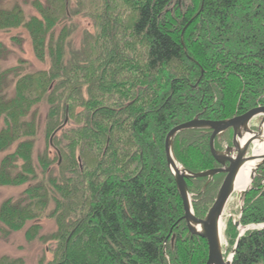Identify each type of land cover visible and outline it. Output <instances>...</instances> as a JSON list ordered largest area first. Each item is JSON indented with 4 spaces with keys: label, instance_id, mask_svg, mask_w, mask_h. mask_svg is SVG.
<instances>
[{
    "label": "trees",
    "instance_id": "obj_1",
    "mask_svg": "<svg viewBox=\"0 0 264 264\" xmlns=\"http://www.w3.org/2000/svg\"><path fill=\"white\" fill-rule=\"evenodd\" d=\"M70 1H34L28 18L18 6L0 7V31H26L35 59L48 63L26 74L21 66L0 71V87L15 78L13 96L0 94V153L13 149L0 161V187L26 186L0 207V233L54 241L52 259L38 264H206V241L182 220L164 141L198 115L222 121L264 107V0H75L97 15L102 32L73 52L66 23L80 12ZM41 107L47 147L66 114L73 125L54 138L59 166L56 153L38 157V166L33 160ZM210 135L178 134L176 161L192 173L219 168ZM258 173L264 177V165ZM223 177L204 191L207 179L185 181L197 218ZM256 186L242 227L264 224V184ZM43 219L53 221L52 233L40 235ZM234 230L229 222V245ZM0 264L23 261L1 257ZM232 264H264V229L244 233Z\"/></svg>",
    "mask_w": 264,
    "mask_h": 264
},
{
    "label": "rangeland",
    "instance_id": "obj_2",
    "mask_svg": "<svg viewBox=\"0 0 264 264\" xmlns=\"http://www.w3.org/2000/svg\"><path fill=\"white\" fill-rule=\"evenodd\" d=\"M34 1L43 2V0H3L0 7L2 9L8 10L14 6H18L24 12L26 18H28L33 15H36V11L32 7V2ZM88 1L89 0H87V2ZM101 2H103V0H101ZM116 4H118L119 7L121 4L123 9H125V7H128L122 3L120 4L116 3ZM70 8H71V12H75V11L80 12L79 16H76V17L72 16V19H70V21L66 23V26L68 29H71V30L73 29V31H69L71 32V34L66 40L67 50L69 52L70 51L73 52L82 46L81 44L85 38H88L89 41H93L94 38L98 36L97 32H102V31H99V27H98L99 22L97 21V19H95V17H97L96 14L91 15L90 13L88 14L87 10L85 11L83 8H78L75 0L70 1ZM66 11H68L67 7H66ZM122 17L123 15L121 16V18ZM101 22L102 21H100V23ZM13 38L18 39L19 44L13 41ZM0 46H1L0 71L8 69V68L21 66V70H19V74H26V73H31L35 71L45 70L48 68L47 62L41 63L37 59H35L32 48H31L30 38L28 34L26 33V31L22 29L11 30L9 32L0 31ZM14 82H15V78L13 76H9L5 80L4 84L0 87V94L3 97L10 98L13 96ZM243 91L244 89H241L239 91V96H242V94L244 93ZM39 113H40L39 129H38L37 138H36V141L33 147V153H32L34 163L36 166H38L37 164L38 157L40 156L46 157L47 155L49 158H52L54 156V153H56L58 157L56 166H59L61 162L60 154L56 152L55 147L54 149H51L49 146V143L47 147V143H46V134L44 131V118L46 114V107L44 108L41 107L39 109ZM68 121H69V118H68ZM257 123H258V120H253L251 122V127ZM66 126L68 128L73 127V125L69 122L67 123ZM222 139H225V141L229 143L230 134L226 133L222 137ZM53 142H54V139H53ZM217 143H218V147L220 148L219 150L223 149L225 142H222V140H219L217 141ZM53 146H54V143H53ZM12 150L13 149L11 148L10 150L6 152L0 153V161L3 159V157L7 153L12 152ZM59 158H60V162H59ZM80 164L81 163L79 162V165ZM50 171L56 174V170L54 168L51 167ZM258 171L256 172V175L253 178V184L251 186V189L247 193L251 192L252 190L258 189L256 186V183L259 182L260 185L264 184V177L263 175H260ZM25 187L26 186L0 187V207L7 199H13V200L18 199L22 191L25 189ZM246 198H247V194L245 196V199L242 202H240L239 196L233 195L232 198L228 201L225 207V210L223 212L221 241H222L223 249L227 251L228 255L231 254L235 246V244L229 245V239L227 238L225 234V231L227 230L229 222H231L232 225H234V229H235L234 232L237 233V237L244 228H251V227L257 226V225L252 224L247 227H242L240 225V220H241L242 211L244 208ZM211 202L208 204L207 208L210 206ZM238 223L239 225L238 227H236L235 225ZM39 224L41 227V230L39 232L40 235H46V234L52 233L55 230V225L53 221L51 220L43 219L40 221ZM24 232H25L24 230L12 232V233H9L7 236H2L3 234L0 233V258L7 257L9 259H14V260L21 259L23 261V264H38V262L42 260L43 258L45 261H50L53 256L51 252L48 251V248L51 247L50 244L56 245V243L53 241L51 243L42 244L37 239L31 242H28L24 238Z\"/></svg>",
    "mask_w": 264,
    "mask_h": 264
},
{
    "label": "water",
    "instance_id": "obj_3",
    "mask_svg": "<svg viewBox=\"0 0 264 264\" xmlns=\"http://www.w3.org/2000/svg\"><path fill=\"white\" fill-rule=\"evenodd\" d=\"M258 118L259 125L257 131L250 129V123ZM68 115L66 114L64 122L57 127L50 135L48 143L51 149H54L53 139L67 125ZM264 107L253 108L243 115L226 119L222 121H210L200 119V116L194 117L191 121L180 124L172 128L166 135L164 141V151L168 170L173 177L178 195L182 201L183 217L182 220L186 224V228L191 236L199 237L206 241L208 247L206 264H232L240 238L249 228H244L238 235L235 246L231 254L223 249L221 239L222 232L220 224H222V216L225 207L234 194V183L238 172L242 166L249 161L255 160L254 155H248L249 147L255 142L258 145L264 143ZM185 131H210L209 150L210 154L219 166V168L211 169L204 172L192 173L183 168L175 159L172 146L175 137ZM231 131L232 145L224 151L215 149V140H220L222 136ZM58 153V151L56 150ZM260 158L255 166L252 174V180L257 170L264 165V155ZM79 161V160H78ZM60 162V158H59ZM224 174L225 177L214 197L210 206L206 210L203 218H197L192 209L193 195L189 194L185 181L191 179H207L202 191L213 179V177ZM249 191V190H248ZM247 191L244 190L239 195L242 202L245 199ZM239 223L235 226L238 227ZM222 228V227H221ZM264 229V224L254 226L253 229Z\"/></svg>",
    "mask_w": 264,
    "mask_h": 264
},
{
    "label": "bare ground",
    "instance_id": "obj_4",
    "mask_svg": "<svg viewBox=\"0 0 264 264\" xmlns=\"http://www.w3.org/2000/svg\"><path fill=\"white\" fill-rule=\"evenodd\" d=\"M263 134H264V128H263ZM250 154L254 155V157L256 158L253 161L246 162L242 166L240 171L238 172L237 177L235 179V183H234V194L233 195L239 196L244 190L248 192V190L251 189V186L253 184V180H252L253 170L255 169V166L257 165L260 159L257 157H261L262 155H264V143L261 145H258V143L255 142L251 146ZM221 227H222V224H220V229L222 232ZM254 229L253 227L249 228V230H254Z\"/></svg>",
    "mask_w": 264,
    "mask_h": 264
},
{
    "label": "flooded vegetation",
    "instance_id": "obj_5",
    "mask_svg": "<svg viewBox=\"0 0 264 264\" xmlns=\"http://www.w3.org/2000/svg\"><path fill=\"white\" fill-rule=\"evenodd\" d=\"M255 120H258V123H257V124L253 125L252 127H251V124H250V129L253 130V131H257V129H258V125H259V122H260L259 119H255ZM228 134H230V142L227 143V142L225 141V139H221L222 142H225V144H224V146H223V149H221L220 151H224L227 147H231V145H232V142H231V133L228 132ZM250 150H251V146L249 147L248 155H250ZM224 177H225V175H224Z\"/></svg>",
    "mask_w": 264,
    "mask_h": 264
}]
</instances>
